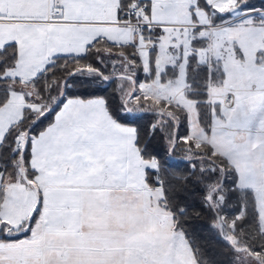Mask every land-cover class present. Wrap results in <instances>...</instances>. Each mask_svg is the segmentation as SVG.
I'll return each mask as SVG.
<instances>
[{
	"label": "snow or ice",
	"instance_id": "obj_1",
	"mask_svg": "<svg viewBox=\"0 0 264 264\" xmlns=\"http://www.w3.org/2000/svg\"><path fill=\"white\" fill-rule=\"evenodd\" d=\"M227 127L264 149V0H0V264H247L193 243L264 237Z\"/></svg>",
	"mask_w": 264,
	"mask_h": 264
},
{
	"label": "rangeland",
	"instance_id": "obj_2",
	"mask_svg": "<svg viewBox=\"0 0 264 264\" xmlns=\"http://www.w3.org/2000/svg\"><path fill=\"white\" fill-rule=\"evenodd\" d=\"M230 67L232 71L228 77V84H233L235 77H238L239 80L247 79L248 73L244 68L241 67L240 61L237 60L230 62ZM225 90V88L217 87H213L211 89L214 94L223 93ZM257 100L258 97L256 96L250 98V102H255ZM220 123V121H217L218 127ZM250 135H252V133H250L248 130L227 127L224 129L223 134L208 139L209 143H213L217 146L216 151L223 156L228 155L232 149H240L239 157L233 154L232 159L229 160V163L232 167H235L240 174L242 185L249 187L254 191V195L257 198V203L260 207V210L262 213H264V155H262V153H264V149H254L253 147H249L248 138ZM255 138L256 137H254V139ZM250 156L251 158H249ZM221 223L224 226L222 231L225 236L235 243L236 238L227 229V225L229 228H231L232 221L229 220L226 222V220H224ZM161 224L162 225H155L154 227L159 229L165 235L171 234L170 231H168V228L164 226V223ZM185 251L186 249L184 248L181 252H179L180 254L178 259L181 258V261L186 263L187 255L185 254ZM241 256L248 258L247 264H254V261L259 259V254H254L252 252L248 254L245 251H241Z\"/></svg>",
	"mask_w": 264,
	"mask_h": 264
},
{
	"label": "trees",
	"instance_id": "obj_3",
	"mask_svg": "<svg viewBox=\"0 0 264 264\" xmlns=\"http://www.w3.org/2000/svg\"><path fill=\"white\" fill-rule=\"evenodd\" d=\"M201 151H206V148L205 149H201ZM178 155L182 156L184 154L180 153ZM222 157H223V155L220 154L215 159L214 162L217 164V166L221 165ZM230 166H231V164L228 162L227 164L224 165V169L227 170ZM184 171L185 170L183 168H181L178 171L177 174H183ZM179 187H180V190L183 191L184 186L180 185ZM187 187H188L189 190L191 189V185H188ZM252 192L254 194L253 190H252ZM252 215H253V213L251 211V197H249V212H248L249 219H251ZM190 219H191L192 222H194V227L196 228L197 232H200L201 234H204L205 238H207V236L209 234L208 233H203L199 226L202 223L208 222L209 217L207 215H201L197 211H193L191 213ZM228 221L229 220H226V222H228ZM227 229L236 238V242L235 243H233L231 240H229L225 236L223 231H222L221 234H222V236L224 238V241H226L227 244H225L224 242H221V243H216L214 241L213 242H209L207 239L199 240L196 237H193V243L195 245H199L201 247V249H203L204 247L213 248L215 250V253L217 254L216 255V259L217 260H224L225 262H227L232 256L231 248L228 247L227 245H232L233 247H237L240 250V253H241V251H245L248 254L251 253L249 251V248H254V247H257V246H264V237L259 236V234L255 231L254 225L249 227L246 230H238V231H235V232L231 231L228 225H227ZM236 243H237V245H236ZM194 257H195L196 261L199 259L198 256L194 255ZM259 259H264V252L259 253Z\"/></svg>",
	"mask_w": 264,
	"mask_h": 264
},
{
	"label": "crops",
	"instance_id": "obj_4",
	"mask_svg": "<svg viewBox=\"0 0 264 264\" xmlns=\"http://www.w3.org/2000/svg\"><path fill=\"white\" fill-rule=\"evenodd\" d=\"M159 225H162V224H159ZM164 226L166 227L165 224H164ZM170 235H171V234H169V236H170ZM184 248L186 249L185 254L187 255V258H186V259H187V262L185 263V262L181 261V258L178 259L180 253H177V259L180 261V264H197V262H196V260H195V257L193 256L192 251L189 250V249L187 248V246H185Z\"/></svg>",
	"mask_w": 264,
	"mask_h": 264
},
{
	"label": "built area",
	"instance_id": "obj_5",
	"mask_svg": "<svg viewBox=\"0 0 264 264\" xmlns=\"http://www.w3.org/2000/svg\"><path fill=\"white\" fill-rule=\"evenodd\" d=\"M230 103V102H229Z\"/></svg>",
	"mask_w": 264,
	"mask_h": 264
}]
</instances>
